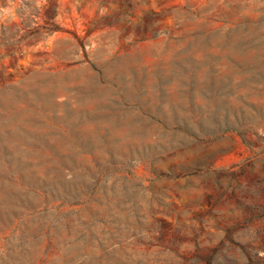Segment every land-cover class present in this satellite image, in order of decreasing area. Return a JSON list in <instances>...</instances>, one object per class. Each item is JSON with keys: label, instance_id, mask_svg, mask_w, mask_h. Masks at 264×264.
I'll return each mask as SVG.
<instances>
[{"label": "rangeland", "instance_id": "rangeland-1", "mask_svg": "<svg viewBox=\"0 0 264 264\" xmlns=\"http://www.w3.org/2000/svg\"><path fill=\"white\" fill-rule=\"evenodd\" d=\"M258 261L264 0H0V264Z\"/></svg>", "mask_w": 264, "mask_h": 264}, {"label": "bare ground", "instance_id": "bare-ground-1", "mask_svg": "<svg viewBox=\"0 0 264 264\" xmlns=\"http://www.w3.org/2000/svg\"><path fill=\"white\" fill-rule=\"evenodd\" d=\"M261 40V39H260ZM227 53H229V52H227ZM251 55V54H250ZM253 56V55H252ZM216 60V59H215ZM217 61V60H216ZM204 69V68H203ZM199 75V74H198ZM205 76V75H204ZM203 76V77H204ZM219 76V75H218ZM202 77V76H201ZM213 78V77H212ZM203 91V90H202ZM217 93V92H216ZM222 94V93H221ZM150 95V94H149ZM152 95V94H151ZM176 95V94H175ZM178 95V94H177ZM198 95V94H197ZM223 95V94H222ZM154 96V95H153ZM152 97V96H151ZM199 100V99H198ZM201 100V99H200ZM214 100V99H213ZM81 101V100H80ZM175 101V100H174ZM182 101V100H181ZM173 103V102H172ZM177 103V102H176ZM191 104V103H190ZM84 105V104H83ZM166 107V106H165ZM173 107H174V105H173ZM192 107V106H191ZM203 107V106H202ZM164 108V107H163ZM175 108V107H174ZM195 108V107H194ZM214 108V107H213ZM176 110V109H175ZM179 110V109H178ZM178 110H176V111H178ZM208 110V109H207ZM73 112V111H72ZM88 118V117H87ZM83 121V120H82ZM88 123V122H87ZM85 125V124H84ZM79 127V126H78ZM15 130V129H14ZM18 130V129H17ZM16 130V131H17ZM36 131V130H35ZM38 131V130H37ZM32 132V131H31ZM46 132V131H45ZM44 132V133H45ZM101 132V131H100ZM37 133H39V132H37ZM85 133V132H84ZM22 134V133H21ZM39 135V134H38ZM15 136V135H14ZM88 138H89V136H88ZM55 140V139H54ZM52 141V140H51ZM83 141V140H82ZM44 142V141H43ZM60 143V142H59ZM65 145V144H64ZM53 146V145H52ZM34 147V146H33ZM70 148V147H69ZM75 151V150H74ZM14 154V153H13ZM26 157H27V155H26ZM37 168V167H36ZM38 172V171H37ZM70 184V183H69ZM71 186H73V185H71ZM5 214V213H4Z\"/></svg>", "mask_w": 264, "mask_h": 264}, {"label": "trees", "instance_id": "trees-1", "mask_svg": "<svg viewBox=\"0 0 264 264\" xmlns=\"http://www.w3.org/2000/svg\"><path fill=\"white\" fill-rule=\"evenodd\" d=\"M258 264H264V261H261V262H260V261H258Z\"/></svg>", "mask_w": 264, "mask_h": 264}]
</instances>
